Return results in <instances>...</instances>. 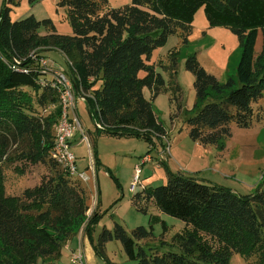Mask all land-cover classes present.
Returning a JSON list of instances; mask_svg holds the SVG:
<instances>
[{"label":"trees","instance_id":"trees-1","mask_svg":"<svg viewBox=\"0 0 264 264\" xmlns=\"http://www.w3.org/2000/svg\"><path fill=\"white\" fill-rule=\"evenodd\" d=\"M20 1L6 0L0 11V264L57 261L64 244L80 230L93 243L101 217L96 210L88 215L86 187L64 173L52 157L62 107L57 91L43 84L51 80L39 63L45 52L60 51L78 95L89 94L86 105L98 134L140 137L154 147L166 131L153 106L158 94L153 53L178 32L187 42L195 16L203 8L210 27L224 26L238 37L241 59L235 75L223 83L195 55L188 58L197 98L186 121L189 136L202 146L223 149L222 141L232 137V125L249 129L260 122L254 105L264 98V0H132L119 8L110 7L108 0H59L72 35L57 33L49 18L38 20L32 15L13 21L12 6ZM260 32L262 49L257 53ZM171 59L172 72L176 57ZM145 89L152 98L145 96ZM12 147L17 148L14 154ZM15 160L49 163L54 171L22 196H7L3 166ZM161 165L167 182L144 188L133 201L143 212L141 202H153L161 212L185 223L172 243L181 252L157 250L151 255L142 247L137 252L136 241L151 238L152 228L137 227L131 236L115 223L113 230L103 229L94 245L106 264H116L103 250L113 240L122 243L136 264H230L234 254L245 259L256 256L257 263L264 264L263 185L240 195L173 172L164 162ZM151 221L157 222L158 217Z\"/></svg>","mask_w":264,"mask_h":264},{"label":"rangeland","instance_id":"rangeland-1","mask_svg":"<svg viewBox=\"0 0 264 264\" xmlns=\"http://www.w3.org/2000/svg\"><path fill=\"white\" fill-rule=\"evenodd\" d=\"M109 6L119 8L132 3V0H108ZM6 0H0V11ZM59 0H39L31 5L28 0H21L19 5L12 6L13 21L34 16L38 20L51 19L60 34L72 35V27L67 18L65 8L58 7ZM262 32L258 35L256 52L262 49ZM173 54V55H172ZM195 55L199 64L210 74L216 76L220 82H226L229 76L236 73L241 59V48L238 37L224 26L210 27L204 9L201 8L192 24V32L188 41L184 42L181 32L171 35L166 44L156 49L152 56V63L156 67L157 96L153 99L154 110L166 131L162 141L151 147L140 137H115L105 133H97L95 121L90 118L87 105L79 97L76 112L85 129L91 136L93 143V159L95 169L90 168V150L86 143H80L81 132H76L73 139V151L78 165L87 172L89 179L83 185L87 190L88 215L95 210L101 217L95 225L92 240L80 230L64 244L62 256L57 261L49 259L39 260L37 264H74L73 254L82 248L84 262L87 264H106L104 259L96 254L99 236L104 228L113 230L115 223L121 224L133 236L137 227L152 228L153 236L148 240L136 241V251L142 247L147 254H154L157 250L161 254L167 251L180 253L178 246H173V237L181 233L185 223L161 212L155 203L142 201L139 207L134 204L136 193L150 186L164 185L166 179L156 178L154 166L162 162L173 171H184L207 183L231 188L240 195L255 192L259 185L264 188V98L254 105L259 114L260 122L252 128L241 129L232 125V137L223 140L224 148L217 146H202L192 141L190 128L186 121L192 114L197 102L194 86L195 77L187 69L188 58ZM176 57V67L171 72V58ZM44 59L50 65L68 70L66 59L60 51L54 49L44 53ZM145 96L152 98L151 91L145 89ZM46 115V111H41ZM72 115V113H71ZM170 150L167 149L169 146ZM16 147H12L14 154ZM170 154V156H169ZM152 157V161L143 163L144 158ZM147 160V159H146ZM141 169L139 183L135 191L131 190L136 175V167ZM23 170V173L15 168ZM90 168V169H89ZM59 169V168H57ZM51 164H30L15 160L5 164V192L7 196H22L26 189L40 185L43 178L52 174ZM183 173V172H181ZM154 177L157 180H153ZM153 216L158 217L152 222ZM164 224L166 228H164ZM162 241L168 244L163 245ZM214 245L217 243L210 239ZM68 246L69 249L66 248ZM107 258L116 264H136L129 259L123 245L118 240L108 242L104 246ZM230 264H258L257 257L245 259L239 254L232 256Z\"/></svg>","mask_w":264,"mask_h":264},{"label":"built area","instance_id":"built-area-1","mask_svg":"<svg viewBox=\"0 0 264 264\" xmlns=\"http://www.w3.org/2000/svg\"><path fill=\"white\" fill-rule=\"evenodd\" d=\"M32 58H35V55H33ZM39 63L42 66L43 73L51 79L50 82H43V84L49 85L51 88L57 91L60 105L62 107V115L55 126L52 157L61 167L64 173L84 184L89 179V176L87 175L86 171L79 167L77 156L73 151L72 142L75 138L76 132L79 130L82 135L80 143H86L88 145L91 162L89 166L94 170L96 164L92 154V138L85 132V129L76 112L78 97L86 103V98L89 97V94L83 93L78 95L70 76L66 73V70L55 67L54 65H50L44 58H42ZM22 71L25 73L28 72L26 69ZM98 127L101 128L100 125H98ZM149 159L150 158H145L143 163ZM140 173L141 169L139 166H137L134 182L131 186L132 191H135L136 185L139 183ZM72 262L74 264H87L84 262V255L81 247H79L77 252L73 254Z\"/></svg>","mask_w":264,"mask_h":264},{"label":"crops","instance_id":"crops-1","mask_svg":"<svg viewBox=\"0 0 264 264\" xmlns=\"http://www.w3.org/2000/svg\"><path fill=\"white\" fill-rule=\"evenodd\" d=\"M57 33H58V31H57ZM43 34H46V33H43ZM60 34V33H59ZM65 58V57H64ZM152 63V62H151ZM142 75V74H141ZM196 144H198V143H196ZM170 147H171V145L167 148V149H169L170 150ZM169 156H170V154H169ZM146 158H150L148 161L149 162H151L152 161V157H150V156H148V157H146ZM145 159V158H144ZM80 167V166H79ZM155 167V169H154V175L156 176V178L158 179V178H163V179H166V177H165V173L163 172V170H162V165L161 164H158L157 166H154ZM81 168V167H80ZM82 169V168H81ZM83 170V169H82ZM185 171V170H184ZM184 171H181V172H183L184 173ZM178 172H180V171H178ZM191 175V174H190ZM166 176H167V174H166ZM155 177H154V179L153 180H157ZM152 182H154V181H152ZM152 182H150V183H148V186H150V184L152 183ZM167 182V181H166ZM66 248L67 249H69L68 248V246H66ZM94 248V247H93ZM94 251H95V249H94Z\"/></svg>","mask_w":264,"mask_h":264}]
</instances>
